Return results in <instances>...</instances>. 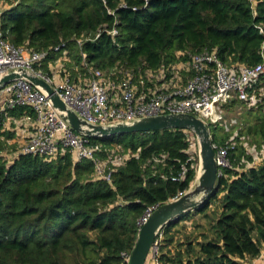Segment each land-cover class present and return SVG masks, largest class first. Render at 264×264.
I'll return each mask as SVG.
<instances>
[{
  "label": "trees",
  "instance_id": "obj_1",
  "mask_svg": "<svg viewBox=\"0 0 264 264\" xmlns=\"http://www.w3.org/2000/svg\"><path fill=\"white\" fill-rule=\"evenodd\" d=\"M3 1L2 36L46 51L35 68L75 84H84L90 69H132L145 78L146 71L187 62L204 49L229 67L262 58L264 0H122L124 8L118 7L121 0ZM112 27L115 36L107 33ZM236 103L253 114L245 134L260 148L264 75L246 100L234 97L221 106ZM0 107V264H123L121 253L131 252L146 208L185 191L195 176L183 129L91 138L103 147L98 156L119 160L107 164L108 181L94 177L91 160L74 161L69 152L17 153L18 144L10 143L16 133L6 122L13 128L11 120L34 112L27 106ZM208 127L212 143L228 147L232 166L200 206L161 228L155 238L159 264H247L264 250V162L256 164V155L241 141L242 130ZM182 165L187 170L179 178ZM217 201L219 212L208 214ZM197 214L208 219L203 238L195 233L191 239L193 231L180 235L179 225Z\"/></svg>",
  "mask_w": 264,
  "mask_h": 264
},
{
  "label": "built area",
  "instance_id": "obj_2",
  "mask_svg": "<svg viewBox=\"0 0 264 264\" xmlns=\"http://www.w3.org/2000/svg\"><path fill=\"white\" fill-rule=\"evenodd\" d=\"M102 2L104 5L107 3L106 0ZM118 7L124 8L127 5L121 0ZM106 8L109 14L114 15L113 9L108 6ZM259 30L263 32L261 27ZM107 33L115 36L117 29L112 27ZM98 35L99 33L96 36ZM58 48L59 46L55 49ZM46 55V51L12 44L0 31V77L17 68L30 70L50 83L61 99L79 116L98 125L167 113L197 114L196 116L206 122L216 105L227 103L234 97L246 100L251 85L260 75H264V42L261 46L262 58L253 65L229 67L214 51L204 49L191 53L187 62L166 69L160 68L155 73L146 71L145 78L136 77L132 69H114L107 72L90 69L89 78L84 84H75L68 77H61L59 74L49 75L36 69L35 67L40 65ZM58 64L59 61L56 66ZM189 72L192 74L189 75ZM167 74H169L168 78ZM0 96L3 101L2 106H27L34 112L33 117L24 115L19 120L29 122L31 130L18 145L17 153L54 157L59 153L69 152L74 161L91 160L94 177L110 180L111 171L106 170L107 164L111 162L116 165L119 160L111 156L105 159L98 156L103 150L102 145L74 132L59 117L42 89L32 85L25 78H18L6 84L0 90ZM183 131L188 141L187 152L193 158L195 153L198 154V140L191 131L184 129ZM213 147L217 172L220 176L224 169L231 168L232 163L227 146L213 144ZM186 170V166L182 165L179 178L184 177ZM183 192L179 191L172 199ZM157 206L151 205L146 208L138 219L139 227ZM156 244L157 241L154 240L151 248L153 251L151 264H159L155 256L158 249ZM121 255L123 264H127L130 252H122Z\"/></svg>",
  "mask_w": 264,
  "mask_h": 264
},
{
  "label": "water",
  "instance_id": "obj_3",
  "mask_svg": "<svg viewBox=\"0 0 264 264\" xmlns=\"http://www.w3.org/2000/svg\"><path fill=\"white\" fill-rule=\"evenodd\" d=\"M18 78H25L32 85L42 89L59 117L74 132L89 138L163 129L189 130L196 136L199 143L197 173L189 187L180 196L158 205L142 223L127 264H145L161 228L169 221L177 220L181 214L200 206L215 191L220 177L215 161V149L208 123L200 117L192 113H167L108 125L92 124L70 108L50 83L25 68L11 70L0 77V90Z\"/></svg>",
  "mask_w": 264,
  "mask_h": 264
},
{
  "label": "rangeland",
  "instance_id": "obj_4",
  "mask_svg": "<svg viewBox=\"0 0 264 264\" xmlns=\"http://www.w3.org/2000/svg\"><path fill=\"white\" fill-rule=\"evenodd\" d=\"M6 8H7L6 3L3 0H0V10L6 9ZM2 104H3V101H2L1 96H0V106H2ZM246 109H247V107H244L238 103H236L234 105L225 106V107L221 106V104L216 105L211 110V113H210L211 115L208 119H206V122L218 123L219 126L224 128V131L231 130V131H233V134H237L239 131L242 130V132L244 134H242V136H241V141L243 142V144L246 147H249L248 148V149H250L249 151H251L252 153H254L256 155V164H260V163L264 162V143L261 144L260 148H258L256 143H254V142H259V141H256L253 136L250 137V136H247L245 134V133H247V126L250 125L254 119L253 114L247 113ZM26 123H29V122H26ZM16 124L18 125V127L12 128L9 125V122H6V126H9L10 129H12L18 133V135H16V137L14 139L10 140V143L16 142L19 145L25 139V136L23 133L26 132V129H24L22 132H21V129H23V127L26 128L27 125H25V123H23V122H17ZM221 129H219V131H218L219 133L222 132ZM16 148H17V145H16ZM5 153L10 154V152H5ZM192 159H194V167H195L196 173H197V169H198V165H199L198 154L195 153V155L193 156ZM212 209H214V210L216 209L215 212L218 211L219 201H217L215 204H213V206H211L210 209L207 210V213L211 214ZM193 217H194L193 219L190 218L188 221L182 222L179 225V228H178V229H180L179 234L181 235L182 232H184V231L185 232L193 231L194 233L191 232V234H190L191 239L195 233H198V235L195 234V235H197L198 239L203 238L200 235V233L204 232V229H207V230L209 229V223L206 224L208 219L204 218L203 215H198V214L193 215ZM193 226H195L196 228H193ZM157 247H158V242L156 244V248ZM152 252L153 251L151 250L149 253L148 259H147V261H149V262H151ZM250 260H252V263L250 262ZM250 260L247 261V264H253L254 260H255L254 264H264V250L262 251L260 256H258L256 258H252Z\"/></svg>",
  "mask_w": 264,
  "mask_h": 264
},
{
  "label": "crops",
  "instance_id": "obj_5",
  "mask_svg": "<svg viewBox=\"0 0 264 264\" xmlns=\"http://www.w3.org/2000/svg\"><path fill=\"white\" fill-rule=\"evenodd\" d=\"M13 123H15V128H17L18 127V125L16 124L17 122H21V121H19V120H11ZM23 123H25V125H27V127L26 128H24L23 127V129H21V132L24 130V129H26V132L25 133H23L24 134V136H25V134H27V132H29V130H31L30 129V127H31V125H30V123H26V122H23ZM23 125V124H22ZM24 126V125H23ZM16 132V131H15ZM16 135H18V133L16 132ZM255 261V260H254ZM254 261H253V264H254ZM250 262L252 263V260H250ZM146 264H151V262H149V261H146Z\"/></svg>",
  "mask_w": 264,
  "mask_h": 264
}]
</instances>
